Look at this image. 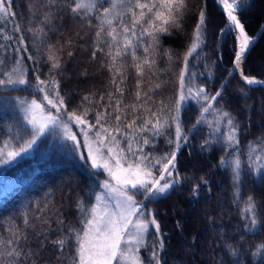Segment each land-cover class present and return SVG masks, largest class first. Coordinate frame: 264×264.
I'll return each instance as SVG.
<instances>
[{"label": "trees", "instance_id": "16d2710c", "mask_svg": "<svg viewBox=\"0 0 264 264\" xmlns=\"http://www.w3.org/2000/svg\"><path fill=\"white\" fill-rule=\"evenodd\" d=\"M245 1L237 16L251 41L242 72L264 81V0ZM83 2L96 7L91 11L81 9L77 15L70 11L75 0H56L55 6L50 0H11L15 15L7 16L8 21L0 16L3 34L13 37L5 40L0 35V79H6L4 73H10L19 60L30 84L35 83L36 75L43 80L54 77L59 82L60 95L65 98L67 109L77 114L89 110L87 119L95 124L96 113L105 111L103 105L109 103L108 93L119 98L112 85L114 70L108 69V57L97 52L93 58L100 23L96 19L97 9L102 11V7H109L111 0ZM185 4L186 9L179 18L181 28H171V35H161L153 68L156 75L151 78L146 75L141 85L142 92L157 83L161 85L144 107L155 111L161 102L169 108L174 106L184 56L193 43L201 9L205 11V31L196 51L189 57L185 82L194 88H205L208 96L215 95L217 90L222 94L212 102L213 108L204 113L203 122L196 128L193 125L200 116L202 102L190 100L186 104L182 120L188 140L177 151L180 183L155 200L144 201L146 208L155 213L164 235L157 238L150 228L139 256L143 264H155L153 247L162 240L163 249H156L161 264H264V253L252 254L256 245L264 243V88L251 89L237 79L232 67L237 33L220 32L226 22L214 0H185ZM16 25L20 27L19 32L14 31ZM21 36L23 46L19 43ZM49 45L54 46L53 51L61 62L60 69L51 75V63L47 59ZM19 47L27 51L17 52ZM165 52L173 53L171 61ZM124 67L127 79L119 83L118 78L117 83L124 92L122 104L131 105L135 102L138 77L130 58ZM238 72L241 77V71ZM241 88L245 89L243 93ZM85 96L92 102L85 101ZM101 96H104L103 101ZM20 99H36L53 112L43 101V94L27 85L0 86V150L19 151L30 139L32 128L21 113ZM111 103L115 106L116 100ZM218 111L229 113L238 125L237 146L228 147L224 143L227 121ZM124 112L127 115L122 114V124L130 123L138 114V123L148 116L143 108L136 113L125 108ZM167 115V109L161 113L164 118ZM115 123L114 113L107 119V125L111 127ZM216 128L219 131H215ZM123 131L136 141L134 151L140 145L145 154L160 156L175 147L166 142L168 135L174 139V129H167L165 136L155 137L150 131ZM91 135L95 138L94 133ZM114 135L120 147L126 149L125 135ZM144 137L149 138L151 144L143 145ZM250 146L256 148L251 159ZM73 148L71 143L59 140L48 130L31 149L7 164H0V241L13 239V232H16L21 239L13 240V246L29 254L27 258L22 255L19 260L0 257V264H73L76 239L69 230L82 229L80 207H92L100 192V183L107 179L101 169H93L89 160L81 159V155L87 156L84 150ZM125 155L133 159L127 152ZM236 157L240 160L238 182H234L232 168L227 163ZM222 159L226 163L222 164ZM196 185L199 188L194 195ZM249 196L253 197L258 220L253 231L245 227L249 224L246 219L249 214L244 212ZM136 199L143 201L144 197L137 195ZM174 207L184 211H171ZM61 239L65 240L62 251L54 244ZM227 245H232L237 254L232 255ZM9 247L0 243V251Z\"/></svg>", "mask_w": 264, "mask_h": 264}, {"label": "snow or ice", "instance_id": "6c2138e0", "mask_svg": "<svg viewBox=\"0 0 264 264\" xmlns=\"http://www.w3.org/2000/svg\"><path fill=\"white\" fill-rule=\"evenodd\" d=\"M55 6L56 0H50ZM219 5L223 7L226 14V23L220 29L222 34L237 33L235 35L236 50L234 52V67L239 68L241 61L245 58L246 51L249 50L251 38L245 32V26L237 16V8L240 6V0H218ZM95 4H85L83 0H75L70 11L79 15L80 10L87 8L91 11L95 8ZM102 7V6H101ZM186 9L185 0H111L109 7L103 8L102 11L97 9L98 15L96 19L100 21L96 30V42L93 50V58L97 52L103 53L108 57V69L113 72L112 85L115 86L116 94L108 93L107 105H103L105 111L97 112L95 116V124L87 119L88 111L85 110L81 114L69 111L66 107V101L60 95L59 82L53 77L50 80H43L40 75H36L35 83L30 84L21 73L19 68H14L12 73L5 72L6 79H0V86L27 85L35 92L43 94V101L51 108L55 109V114L48 111L45 112L42 103L36 99L31 101L18 100L21 110L26 113L24 119L31 126L32 131L30 139H27L19 151H9L6 153L0 150V164H7L14 160L21 153L31 149L37 143L40 137L51 127L61 128L63 137L67 141H71L75 151L87 149V156L81 155V159L91 161L93 169H101L107 173L109 179L100 183V187L105 189L106 195L98 194L96 200L98 203L93 204L91 208L85 209L80 207L82 214V229L69 231L76 239L75 257L73 264H143L139 251L145 243V237L149 234L150 228L154 229V234L160 238L164 234L161 232L159 221L156 219L155 213L151 209L146 208L144 201L155 200L158 196L163 195L173 189L175 185L180 183V174L177 170V151L182 143H186L188 136L184 133L182 113L186 111V104L190 100L202 102L200 116L197 117L196 128L203 122L204 113L213 108V101L221 96V91L217 90L215 95H206V89L203 87H193L191 83L185 82V73L189 63V57L196 51L201 36L205 31L206 19L205 11L201 9L197 18L194 29L193 43L189 47L184 56V68L180 72V88L173 107H168L161 102L160 106L153 111L152 108L144 107L152 100V94L161 87L159 83L153 87H149L146 92H142L141 85L144 83L145 76L149 78L156 75L153 68L156 64V52L160 44L162 34L171 35L169 29L181 28L180 16ZM0 14L5 16H14L12 12L11 0H0ZM87 15V13H85ZM84 17L81 16V19ZM126 18H128L126 20ZM91 25V21H89ZM14 31L19 32L20 27L16 25ZM31 31V29H30ZM42 31V30H41ZM0 35L5 40L13 39L12 36L3 34L0 29ZM19 43L23 46L24 38L19 37ZM54 46H48V62L51 63L49 75L56 72L61 67V62L56 52L53 51ZM108 51L105 52L104 49ZM17 52L27 51L26 48L19 47ZM169 61L172 60L173 53L165 52ZM72 55L71 52L68 53ZM28 59H33L28 56ZM131 60V66L135 69L137 79V91L135 94V102L131 105L122 104L124 96L123 89L117 83H123L127 79L125 62ZM20 61L17 60V64ZM231 75V71L229 72ZM245 85L251 86L259 81L254 78L245 76L240 73ZM245 89L241 88L243 93ZM91 103L88 96L83 98ZM115 99V106L111 101ZM104 100V96L100 97ZM111 108L112 111H107ZM128 108L136 113L138 109L148 113V116L139 122V114L137 118L130 123L122 124L123 115H127L124 109ZM167 109V118L161 116ZM40 112L41 118L38 119L36 113ZM115 113V125L108 126L107 119ZM221 118H226V127L228 131L224 136V143L228 147L237 146L239 140L237 137L238 125H236L227 112H219ZM67 116V120L63 119ZM70 123L80 128L79 133H74L70 127ZM123 129H132L134 132L150 131L153 136H165L167 129H174V139L171 135L166 137L168 144H174L175 147L169 153L163 155H147L144 153L143 146L138 145L133 150V139L129 138ZM215 131H219L216 128ZM94 133L95 138L92 137ZM114 133L125 135L127 140V148L120 147V141ZM78 136H83V143L80 142ZM207 144L208 141L206 140ZM151 144V140L147 137L143 138V145ZM107 147L108 159H104V153L101 148ZM130 154L133 159H129ZM256 152V148L250 146L251 153ZM139 153V154H137ZM259 159V157H257ZM114 161V164L111 163ZM221 163H226L221 160ZM227 163L231 166L234 182L240 179V160L238 157L233 158ZM156 173H159L157 176ZM111 181H115L113 185ZM207 183V181H203ZM199 185L193 188L195 195ZM142 195L143 201H137L136 196ZM114 201V207L111 206ZM255 204L253 197L249 196L244 212L249 214V224H246L247 231H253L258 224L255 214ZM27 224V220H25ZM250 225V226H249ZM21 237L13 232V239L6 242L10 247L5 251H0V257H15L17 260L24 255L26 258L28 253L13 246V240L19 241ZM62 251L65 240H57L54 242ZM163 241L160 240L158 245H154L152 251V260L155 264H161L160 253L157 251L163 249ZM232 255H236L237 251L232 245H227ZM254 256L264 253V243L256 245Z\"/></svg>", "mask_w": 264, "mask_h": 264}, {"label": "rangeland", "instance_id": "374dc122", "mask_svg": "<svg viewBox=\"0 0 264 264\" xmlns=\"http://www.w3.org/2000/svg\"><path fill=\"white\" fill-rule=\"evenodd\" d=\"M0 16L3 17L4 21H8L7 16H5V15H3V14H0ZM14 68H19L20 71H21V73H23V71H24L23 68H22V66H21L20 64H17V62H16V64L14 65L13 69H14ZM12 72H13V70H11L10 73H12ZM31 100H32V99H28V100H25V101H31ZM48 106H49V105H48ZM49 107H50V106H49ZM44 109H45V108H44ZM52 109H53V108H52ZM20 110H21V107H20ZM45 112H48V110L45 109ZM50 112H52V111H50ZM53 112H54V113H53ZM53 112H52V113L55 114V109H53ZM21 113H22L23 117H25L26 113L23 112L22 110H21ZM36 115H37V118H38V119L41 118V114H40V112H37ZM63 119L67 120V116H64ZM25 122L27 123L26 120H25ZM27 124H28V123H27ZM28 125H29V124H28ZM29 126H30V125H29ZM30 127H31V126H30ZM70 127H71V129H72V131H73L74 133H79V132H80V128L77 127L76 125L70 123ZM49 131L51 132V135H52V136H53V135H54V136H57V138H58L59 140H65L64 137H63V131H62L61 128H58V127H51V126H50ZM78 139L80 140L81 143H83V136H78ZM65 141H67V140H65ZM68 142L72 144L71 141H68ZM72 145H73V144H72ZM83 150H84L85 154L87 155V149H83ZM3 152H4L5 155H6V153L9 152V150H7V149L4 150V149H3ZM101 152L104 153V157H103V158H104V159H108V156H107V147H103V148H101ZM89 161H90V160H89ZM90 162H91V161H90ZM111 163L114 164V161H112ZM101 170L105 173V175L107 176V179H109V177H108L107 173L104 171V169L101 168ZM111 183L114 185V184H115V181H111ZM98 194H100V195H106V193H105V189L100 188V192H99ZM96 203H98L97 200H95L94 204H96ZM110 203H111V206L114 207V203H115V202H114V201H111ZM182 210H183V209H182ZM182 210L179 209V208H177V207H174V208L171 209V211H179L180 213H182ZM183 211H184V210H183Z\"/></svg>", "mask_w": 264, "mask_h": 264}, {"label": "water", "instance_id": "95a60500", "mask_svg": "<svg viewBox=\"0 0 264 264\" xmlns=\"http://www.w3.org/2000/svg\"><path fill=\"white\" fill-rule=\"evenodd\" d=\"M214 2H215V4H216L218 10L221 12V14H222V16H223V18H224V20H225V22H226V14H225L224 11H223V7H222L221 5H219L218 0H214ZM244 5H245V2H244ZM244 5H243V6H244ZM243 6H242L241 8H243ZM241 8H240V9H241ZM240 9H238L237 12H238ZM236 14H237V13H236ZM232 34H234V33H232ZM246 34H247V33H246ZM233 61H234V60H233ZM243 61H244V59L241 61V64H240V67H239V68H235V67H234V63H232L233 70H234V72H235V75H236L237 79L240 81V83H242L244 86H246V87H248V88H251V89H261V88H264V81L257 80V79H255V80L259 81V83H256V84H254V85L248 86V85H245V84H244V82H243L242 78L239 76V72H238L239 69H240V71H242Z\"/></svg>", "mask_w": 264, "mask_h": 264}, {"label": "bare ground", "instance_id": "6f19581e", "mask_svg": "<svg viewBox=\"0 0 264 264\" xmlns=\"http://www.w3.org/2000/svg\"><path fill=\"white\" fill-rule=\"evenodd\" d=\"M244 2H245V0H240V6L237 8V10L240 9L244 5ZM239 71H240V69H239Z\"/></svg>", "mask_w": 264, "mask_h": 264}]
</instances>
